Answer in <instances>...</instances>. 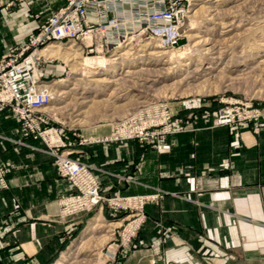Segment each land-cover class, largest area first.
I'll return each instance as SVG.
<instances>
[{
  "label": "crops",
  "instance_id": "crops-1",
  "mask_svg": "<svg viewBox=\"0 0 264 264\" xmlns=\"http://www.w3.org/2000/svg\"><path fill=\"white\" fill-rule=\"evenodd\" d=\"M65 3L3 0L0 56L23 46L39 22L32 15L44 19ZM179 110L195 115L161 153L135 141L98 142L108 129L87 132L86 143L74 139L72 158L97 168L103 194L152 196L133 246L114 244L106 264H264V127H215L205 103ZM0 166L8 184L0 187V264H54L84 216L60 219L58 201L74 188L45 144L2 106Z\"/></svg>",
  "mask_w": 264,
  "mask_h": 264
},
{
  "label": "rangeland",
  "instance_id": "rangeland-1",
  "mask_svg": "<svg viewBox=\"0 0 264 264\" xmlns=\"http://www.w3.org/2000/svg\"><path fill=\"white\" fill-rule=\"evenodd\" d=\"M13 1L18 3L25 0ZM195 3L184 26L183 37L173 48L165 49L150 40L141 41L134 38L123 44L121 48H110L99 54L96 51L83 54L84 56L103 55L111 59L106 68H85L73 73L69 64H75V60L68 64L56 58L48 64L49 73H47L48 76L44 75L46 78L43 80L56 79L57 85L53 86L55 92L53 100L45 105L42 111L48 118L49 126L63 133L64 141L70 145L65 151L70 152L71 158L74 152L72 149L75 145L74 139L79 140L80 143H86L87 139L84 135L87 132L102 129L111 130V133L98 138V142L135 141L160 153L169 150L171 145L167 142V138L187 131L190 123L188 121L195 115L193 112L187 116L178 115L181 113L178 108L183 102L197 105L209 104L212 108L210 117L213 126H215L214 112L225 106L224 102L238 101L253 103L260 108L264 107V52L261 53L262 56H256V52L262 49L261 45L264 44V0H197ZM231 21L235 22L238 27L231 34L223 36L221 34L222 25L217 23ZM70 44L73 43L67 46ZM213 44L219 45L214 54L209 49ZM172 53H174L173 58L166 57ZM183 56L184 58H181ZM168 59L171 62H167ZM188 60L191 64L186 67L182 66ZM208 64L213 66L209 74H204L192 81L186 79L192 71L206 70L209 67ZM159 68H173L172 70L176 73L164 80L144 86L140 80L143 69ZM198 85L204 86L209 92L202 94L188 92ZM122 89L125 91L119 94ZM117 95L120 97L117 98ZM79 97H85V99ZM83 101L87 102L80 105ZM51 106L57 109L50 108ZM168 115L169 120H167ZM169 127L170 131H168ZM117 129L126 133L143 130L144 138L141 140L140 138L119 137L117 139ZM33 136L45 144L56 166V157L44 140L37 135ZM162 140L164 144L170 146L169 149L160 148ZM92 168L99 182L97 168L94 166ZM0 187L7 188L8 184L7 187L1 185ZM74 193L75 191L70 195ZM100 193L110 199L117 198L124 204L131 197H146L148 200L143 203L142 207L140 203L138 205L132 203L131 207L126 208H118L106 203L103 209L95 208L88 213L79 214L84 216V225L80 235L72 243L78 241L89 220L98 213L102 214L107 224L116 222L121 224L113 227L112 238L91 255L82 254L67 261L66 264H106L107 251L117 243L121 248H131L147 221L145 207L152 196L105 195L101 190ZM159 197L161 194L153 195V199ZM62 198L59 199L58 204ZM105 230L106 228L103 227L96 234L88 236L85 241L96 244L94 241L101 239L99 237L103 234H107ZM69 247L60 255L62 256Z\"/></svg>",
  "mask_w": 264,
  "mask_h": 264
},
{
  "label": "built area",
  "instance_id": "built-area-1",
  "mask_svg": "<svg viewBox=\"0 0 264 264\" xmlns=\"http://www.w3.org/2000/svg\"><path fill=\"white\" fill-rule=\"evenodd\" d=\"M194 3V0H66L63 7L44 19L32 15L39 22L23 46L16 52L0 56V106L10 108L19 117L23 131L44 140L56 157L59 174L74 187L75 193L59 202L62 220L95 208L103 209L106 203L118 208L140 203L142 207L148 198L131 197L124 204L117 198L105 197L100 193L92 166L72 159L70 152L65 151L70 145L64 141L61 130L49 126L42 111L55 95L53 83L56 79L46 81L43 78L49 73L48 64L56 58L46 57L41 52L51 44L74 43L83 54L94 51L99 54L110 48L117 49L134 38L150 40L165 49L173 48L183 37ZM2 5L3 0H0V7ZM88 36H91L90 44L87 43ZM224 103L225 106L214 112L215 126L248 124L257 133L261 130L264 107L238 101ZM119 137L142 140L144 132L126 133L117 129V139ZM161 143V149L170 148L163 140ZM0 185L7 187L5 170L1 166Z\"/></svg>",
  "mask_w": 264,
  "mask_h": 264
},
{
  "label": "bare ground",
  "instance_id": "bare-ground-1",
  "mask_svg": "<svg viewBox=\"0 0 264 264\" xmlns=\"http://www.w3.org/2000/svg\"><path fill=\"white\" fill-rule=\"evenodd\" d=\"M194 1H197V0H194ZM194 4H196V3H194ZM217 24L222 25L221 34L223 36H227V35L231 34V32L236 30V28L238 27L235 25V22H233V21L225 22V23H217ZM211 30H212V28H211ZM263 40H264V35H263ZM205 42H207V41H205ZM87 43L88 44L91 43V36L87 37ZM122 46H123V44L118 46L117 48H121ZM218 46H219L218 44H213V46L211 48H209V49H211V53L214 54L215 50L218 49ZM261 46H262V49L261 48L258 49V51L256 52L257 53L256 56H262L261 53L264 52V49H263L264 44ZM41 53L43 55H45L46 57L61 59L68 64H69V62H73L75 60V64H69V66H71V70L73 73L77 72L78 70L85 69V68H97V67L98 68H106L109 65V63L111 62V59H108L107 57H105L103 55L84 56L82 49L77 44H74V43L70 44L68 46L67 45L66 46H60L57 44H51L46 49H44ZM173 56H174V53L169 54V56L166 55V57H170V58H173ZM181 58H184V56ZM213 59H216V58H213ZM167 62H171V60L168 59ZM154 64H156V63H154ZM190 64H191V61L188 60V61L184 62L182 64V66L186 67V66H189ZM208 66H209V64H208ZM172 69L173 68L143 69V72L140 75V76H142L140 78V80L142 81L144 86L148 83L154 84L158 81H161V80H164L170 76H173L176 72L173 71ZM177 69H175V70H177ZM212 69H213V66H209V67H207L206 70H203V71H200L199 69L196 71H192L186 76V79H189L192 81L193 79H197L198 77H201L204 74H209L210 71H212ZM101 80H104V79H101ZM109 82H114V81H109ZM53 84H54L53 86H56L57 82H55ZM195 88L188 90V92L192 91V92L197 93V94L209 92V91L205 90L204 86H202V85H198ZM122 91H125V89L120 90L119 94H121ZM57 92H59V91H57ZM119 97H120V95H117V98H119ZM79 98L85 99V97H79ZM84 102H87V101H83L82 103H80V105L83 104ZM50 108L57 109V107H54V106H51ZM120 224H121L120 222L107 224L104 221L102 214L98 213L97 215H95L94 218L89 220L88 225L86 226L85 230L83 231V233L80 236V238L78 239V241H75L74 243H72V245L69 247V249L65 253H63L61 258L55 264H66L67 261H70L71 259L76 258L77 256H81L82 254L89 253V255H91V253H93L96 249L100 248L101 245H103L105 242H107L108 240H110L112 238L113 229ZM103 227L106 228L105 231L107 234H105V235L103 234L101 237H99L101 239L94 241L96 244H94V243L90 244L91 242L87 243L85 241V239L88 236L96 234L97 232L102 230Z\"/></svg>",
  "mask_w": 264,
  "mask_h": 264
}]
</instances>
